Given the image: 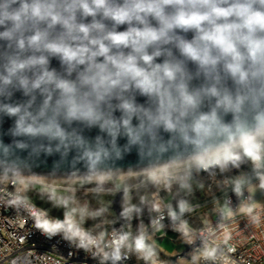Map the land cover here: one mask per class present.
Masks as SVG:
<instances>
[{"label": "clouds", "instance_id": "obj_1", "mask_svg": "<svg viewBox=\"0 0 264 264\" xmlns=\"http://www.w3.org/2000/svg\"><path fill=\"white\" fill-rule=\"evenodd\" d=\"M0 42V98L23 97L0 102L12 121L0 164L56 156L103 180L111 174L99 166L132 151L187 154L197 169L247 157L264 189V0H0ZM187 210L167 209L173 221ZM36 227L72 242L79 224L72 212L63 221L40 213ZM147 239L114 234L103 259L116 264L122 247L139 252L135 242Z\"/></svg>", "mask_w": 264, "mask_h": 264}, {"label": "built area", "instance_id": "obj_2", "mask_svg": "<svg viewBox=\"0 0 264 264\" xmlns=\"http://www.w3.org/2000/svg\"><path fill=\"white\" fill-rule=\"evenodd\" d=\"M169 165L173 162L103 180H51L52 187L113 197L124 191V197L132 199L122 212L124 216L126 209H133L129 217L108 221L103 218L97 224L99 229L97 225L85 226L72 214L79 224L77 239L72 242L65 240L62 233L49 238L36 227L40 213L65 220V215L57 216L26 198L27 190L45 179L0 173V264H112L103 259V252L111 251L114 234L135 237L141 231L148 237L135 242L142 251L122 247V259L116 264H181V258H186L188 264H264V189L259 187L253 162L244 157L238 166L229 163L224 168L211 165L197 169L187 165L185 159ZM240 180L245 183L237 193L236 182ZM178 190L180 197L188 200L184 205L189 210L173 221L167 209L171 207L179 213V206L173 207ZM156 205H160V212ZM161 215L163 227L156 228L152 221ZM68 227H73L70 219ZM167 238L186 247L175 261H168L156 246L157 240ZM85 240L87 246H81ZM146 243L158 251H148Z\"/></svg>", "mask_w": 264, "mask_h": 264}, {"label": "water", "instance_id": "obj_3", "mask_svg": "<svg viewBox=\"0 0 264 264\" xmlns=\"http://www.w3.org/2000/svg\"><path fill=\"white\" fill-rule=\"evenodd\" d=\"M119 30H125V27L122 26ZM192 33H187L186 38H191ZM6 48L4 42H0V49ZM162 59V58H161ZM158 62H160L158 60ZM51 66L60 69V64L56 58L51 59ZM189 69L193 72L196 71L195 65L189 63ZM201 81L199 79L193 80V85H199ZM137 102L146 104L147 100L144 97L137 95ZM23 97L19 92L15 94L11 100H4L0 98V102H21ZM119 113H117V116ZM12 121L6 120L2 115H0V137L7 140V134L9 125ZM87 137H95L97 131L95 129L85 131L84 133ZM119 143L123 145L124 140H120ZM71 159V158H69ZM187 159V154L177 156L175 154H161L152 157H138L135 151H132L131 154L126 155L123 159H110L105 161L99 166V171L110 173L111 175H118L125 172L133 171H145L152 168ZM55 162V163H54ZM10 173V174H19L27 175L34 177H43V178H75V177H87L90 176V173L86 167H81L79 165H73L71 163H61L58 162V157L53 156L47 159L41 157L38 160H31L27 158H21L14 167L8 166L6 164H0V173ZM124 191H120L111 199L112 211L115 215L123 220L124 216L121 209V200L124 197Z\"/></svg>", "mask_w": 264, "mask_h": 264}, {"label": "rangeland", "instance_id": "obj_4", "mask_svg": "<svg viewBox=\"0 0 264 264\" xmlns=\"http://www.w3.org/2000/svg\"><path fill=\"white\" fill-rule=\"evenodd\" d=\"M42 182L35 184L30 187L26 192V198L34 202L36 205L48 210L49 212L57 215L64 216L67 212H72L78 219L87 227L94 228L99 222L104 220H113L109 217L108 212L111 210H105L96 205L97 199L106 200V196L113 198L111 195L106 194H83L76 192L75 190L66 189L64 186L62 188H57L50 186L52 184L51 180L55 178H43ZM60 179V178H58ZM56 179V180H58ZM67 179V178H65ZM111 184V183H110ZM181 190L174 193L175 202L173 207H178L180 204H186L188 200H184L180 197ZM56 200H64L66 204H57ZM132 204V199L129 196H125L121 200L122 212L124 208ZM242 209V208H241ZM107 227V226H106ZM99 229L100 226L95 227ZM158 245L167 251L177 250L180 253L185 252L186 247L184 245H176L169 238L164 240H158ZM145 245H149L146 243ZM181 264H188L186 258L179 259Z\"/></svg>", "mask_w": 264, "mask_h": 264}, {"label": "trees", "instance_id": "obj_5", "mask_svg": "<svg viewBox=\"0 0 264 264\" xmlns=\"http://www.w3.org/2000/svg\"><path fill=\"white\" fill-rule=\"evenodd\" d=\"M106 198L107 199L104 200V201L101 200V199H97L96 205L99 206V207L102 206V208L105 209V210H107V209L108 210H111L110 212H108L109 217L112 218V219H116L117 220L118 219L117 216L112 211V204H111V199L112 198L107 197V196H106ZM146 249L151 252L154 249V247H152V245H146Z\"/></svg>", "mask_w": 264, "mask_h": 264}, {"label": "crops", "instance_id": "obj_6", "mask_svg": "<svg viewBox=\"0 0 264 264\" xmlns=\"http://www.w3.org/2000/svg\"><path fill=\"white\" fill-rule=\"evenodd\" d=\"M158 241V240H157ZM156 246L158 247V248H160V250H162L163 252H164V254H166L168 257V261H175L176 260V257H177V255L180 253L179 251H177V250H173V251H167V250H165V249H163L162 247H160L159 245H158V243L156 242ZM153 247V246H152ZM158 251V249H156L155 247H154V249L152 250V251ZM151 251V252H152Z\"/></svg>", "mask_w": 264, "mask_h": 264}, {"label": "bare ground", "instance_id": "obj_7", "mask_svg": "<svg viewBox=\"0 0 264 264\" xmlns=\"http://www.w3.org/2000/svg\"><path fill=\"white\" fill-rule=\"evenodd\" d=\"M84 180H91V179H89V177L88 178H83V179H81L79 177H75L74 180H71L70 182H72V183H78L79 181H84ZM96 180H101V179L96 178ZM63 181H67V180H63Z\"/></svg>", "mask_w": 264, "mask_h": 264}, {"label": "snow or ice", "instance_id": "obj_8", "mask_svg": "<svg viewBox=\"0 0 264 264\" xmlns=\"http://www.w3.org/2000/svg\"><path fill=\"white\" fill-rule=\"evenodd\" d=\"M252 149H249V152L251 153ZM45 228H48L49 226L47 224L44 225Z\"/></svg>", "mask_w": 264, "mask_h": 264}]
</instances>
